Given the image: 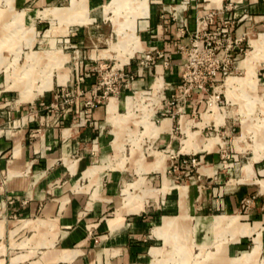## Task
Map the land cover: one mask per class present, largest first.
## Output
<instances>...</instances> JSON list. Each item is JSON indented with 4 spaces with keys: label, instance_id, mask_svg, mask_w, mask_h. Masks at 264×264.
Returning <instances> with one entry per match:
<instances>
[{
    "label": "crops",
    "instance_id": "1",
    "mask_svg": "<svg viewBox=\"0 0 264 264\" xmlns=\"http://www.w3.org/2000/svg\"><path fill=\"white\" fill-rule=\"evenodd\" d=\"M62 1L11 0V4L27 13L25 24L36 27L38 11ZM85 3L93 20L74 24L80 26L71 33L72 46L77 48L87 47V41L94 44L90 25L110 21L104 15L107 9L128 5L141 10L137 28L130 34L136 35L137 44L123 64L119 65L117 58L101 56L106 48L76 49L88 54L85 70L88 63L116 59L112 68L127 74L128 82L121 84L118 93L102 97L94 73L77 82V67L71 78L62 69L67 73L64 83L54 81L55 87L53 82L37 97L16 99V105L10 100L2 104L9 106V111L0 115V264H233L255 246L256 239L259 257L264 258V187L260 183L264 180V154L254 159V145L245 157L246 140L230 152L222 140L210 149L195 145L201 149L194 150L191 146L205 141L198 139V134L207 124L217 129L225 126L229 117L216 124L209 108L211 97L220 96L219 81L233 72L246 74V67L234 66L223 80L218 77L216 85L192 90L180 111L167 105L172 114L162 116L160 112L163 100L180 92L183 65L179 47L189 43L198 20L211 13L209 27L213 28L232 18V36L249 45L250 28L258 30L256 38L264 34V0ZM113 29L105 38L107 45L116 35ZM145 54L152 59L143 60ZM80 62L82 70L84 59ZM157 76L162 86L156 90L153 83L159 85ZM255 79L256 91L245 87L255 96L250 109L244 97H234L245 99L241 104L245 103L247 112H238L241 135L249 133L253 142L254 134L244 121L261 120L259 114L264 113V93L258 92L264 81H258L257 73ZM234 91L239 94L238 89ZM223 92L228 95L227 87ZM94 97L95 105L85 114V102ZM256 104L259 112H255ZM149 108L154 109L149 119L159 128L152 137L156 145L176 153L174 160L163 157L159 167H155L156 156L150 162L144 156L141 163L139 151L130 156L135 142L141 145L151 137L137 122ZM158 112L161 117L154 118ZM198 114L202 121L194 122ZM185 123L197 132L189 140L190 150L182 149L188 139ZM178 133L186 138L179 140ZM121 151L129 156L123 167L117 164ZM189 155L197 159L192 173L186 174L183 167L179 171L181 165L173 167ZM131 170L137 174L132 181L128 176ZM127 183H137L132 191L140 194L148 187L144 203L132 207L120 203L126 199L122 188ZM157 183L159 187H153Z\"/></svg>",
    "mask_w": 264,
    "mask_h": 264
},
{
    "label": "rangeland",
    "instance_id": "2",
    "mask_svg": "<svg viewBox=\"0 0 264 264\" xmlns=\"http://www.w3.org/2000/svg\"><path fill=\"white\" fill-rule=\"evenodd\" d=\"M3 1L6 7L1 5L3 2L0 0V115L3 111H9V106L4 105L1 107L5 101L10 100L13 103L12 105H16V99L25 101L35 96L37 97L41 95L40 93L45 89L50 88L54 81L57 83H64L67 80V73L63 72L62 69L68 71L70 78L72 71L75 75V68L77 67L78 75L85 76L86 74L92 75V73H94L97 84L99 81H107V72L110 71L113 65H117V60L114 58L119 60V65L123 64L127 61L130 49L137 44V38L133 37V35H136L133 34L131 35L132 37H130V34L135 32L137 28L138 24L136 18L140 16L141 10H135L128 5L112 10L110 8L107 9L104 15L106 18L110 19L113 25L109 20H103L104 22L100 21L98 26H96L97 23L90 25V27L93 26L90 31L94 36V44L91 41H87V47L77 48V46H72L74 41L71 39V33L75 31L76 27L80 26L74 24H85L93 20V18L88 15L85 0H70L68 6V0H63L54 7H46L39 10L37 13L38 16L34 18L36 27H34L33 24H25L24 19L27 13L24 10H16L11 4V0ZM211 1L218 2L220 0ZM108 4L109 1L105 5ZM84 15H86L87 18H84ZM112 26H114L113 31L116 35L113 36L114 40L108 39L107 45L105 38H107L108 34L112 33ZM257 32L258 30L251 28L248 30L249 45L246 44L245 39H242L239 43L240 46H243L246 53L239 54V57L230 63L231 71L235 70L234 66L239 65L243 67L244 65L246 67V74L245 72L242 74L233 72L232 76L225 78V81H219L218 84H221L222 87L219 89L217 88V90H222V92L219 96L218 103H216L215 97H211V106L209 108L213 112L212 115L215 118L216 124H222L225 116L226 119L229 117L225 126L217 129L214 125L207 124L198 134V139H204L205 141H203L202 144L195 142L193 145L190 144L189 140L194 138L197 132L187 129L190 132L187 131L188 139L185 140V145L182 149L185 150L186 148L188 150L190 145H196L198 148L202 147L203 144H205L204 148L207 147L205 149H210L222 140L225 141V147L228 149L227 151L230 152V149H234L236 145H242L240 142L246 140L247 145L244 144L246 147L244 153L245 157L248 156L246 153L247 151L254 149V145L256 150L254 159L264 154V113L259 114L261 120L252 121L249 119L244 121L249 126V131L254 134V142L249 133L246 135L242 133L243 136L241 135V115L238 113L241 112V110L247 112L246 106L250 109L252 105V98H255V96H250L245 87H248L252 91H256V73L258 74V78H260L258 81H264V34H260L259 37L256 38ZM115 36L117 38H115ZM233 39H235V37H233ZM237 39H240V37ZM87 48H96L98 50L106 48L100 55L114 58H106V62L97 63L96 65L95 63L92 65L88 63L85 70L84 64L85 60L88 59V54L77 52L76 49L86 50ZM114 50L117 51L113 52ZM183 55L182 52L179 53L181 61ZM233 55L235 56V54ZM84 56H86V58H83ZM83 59V69L81 70L80 61ZM91 68L93 69L91 70ZM157 77L160 79V83L157 87L160 88L162 86V79L159 76ZM55 82L53 83L54 87ZM224 83L226 86H224ZM225 87H227L228 95L231 94L232 97L223 92ZM158 88H156V90ZM103 89L104 88H101V90ZM235 89L239 90V94L234 91ZM258 92L260 94L264 93V84L258 85ZM109 95L112 94H108V96ZM181 96V92H179L178 95H174V98L177 99L173 104L175 110H177V103L183 105ZM234 97H244L246 99V106H244L245 103L243 106L241 104L245 99H236ZM188 98L189 97H186V101ZM169 100H171V98ZM164 103L165 100H163V107H161L160 112L164 109H168V106L165 104V107ZM257 107L259 106L257 105ZM259 109L260 107L256 108L255 112H259ZM153 112L154 109L149 108L144 113L143 118L137 121L145 127V131H147L148 136L151 137L141 144L142 149L141 145L135 142L130 150V156L133 157L137 154V151H139V163H141L140 160L144 156L147 162L154 160L156 156L155 167H159L163 157H165V159L170 157V160H174V155H176V153L173 154L169 151H163L164 146L156 145L155 138H152L158 133L157 125H154L149 119ZM159 114L158 112L154 118L161 117ZM197 116L194 122L202 121L199 114ZM121 117L124 118V116ZM201 117L204 118L205 115H201ZM253 126L255 127L253 128ZM11 134L13 133L11 132ZM218 137H220V139ZM178 138L182 140L185 139L186 136H182L178 133ZM117 157H119L117 158V164L120 167H123L125 160L129 158V156L124 155L123 151H121ZM179 163H177L175 169L178 168ZM180 165L181 166L178 168L179 171L182 170L181 167H183L186 174L193 172V167H187L184 164ZM250 167L251 162L246 165L247 169H250ZM170 170L173 171L172 168H170ZM129 173L128 176L131 181L137 177L134 170H131ZM166 173L170 174L168 168ZM180 175H182V173ZM260 183L262 187H264V180H260ZM157 184L158 185L153 184V187H159V183ZM137 186V183H127L122 188V192L124 189L122 194H125L124 196L126 199H123L120 203H123L126 207L144 203L150 191L148 187L142 188L141 194L132 191V188L135 189ZM164 187L166 188L167 186ZM247 244L248 243L244 242V245ZM259 247V240L256 239L255 246H253L251 250L243 252L237 260H234L235 262L233 264H264V258L259 257Z\"/></svg>",
    "mask_w": 264,
    "mask_h": 264
},
{
    "label": "built area",
    "instance_id": "3",
    "mask_svg": "<svg viewBox=\"0 0 264 264\" xmlns=\"http://www.w3.org/2000/svg\"><path fill=\"white\" fill-rule=\"evenodd\" d=\"M227 9V7H226ZM212 14L198 20V25L193 31L188 44L179 47L182 56L183 69L181 72V87L182 104L184 105L186 97H190L191 91L194 89L205 90L207 87H212L217 82L218 77L223 80L227 75L231 74L230 63L236 60V57L241 53H246L243 46L239 43L242 40L233 39L231 35L230 26L234 23L232 18L225 19L220 25L210 28L212 23ZM235 54V56L233 55ZM150 54L143 55V60H151ZM107 81H99L98 88L102 90V97L108 94H116L119 92L121 84H127V74L122 71H117L113 68L107 72ZM83 75H76V81H81ZM105 84V85H103ZM104 86V87H101ZM215 101L218 102L219 95H212ZM97 99L92 98L85 102L84 113H89V110L95 105ZM174 96L171 100L165 99L166 105H173L175 103ZM179 101V99H178ZM177 105V112L183 108V105ZM172 114V111L164 109L161 114ZM180 164L187 167H194L197 164V159L194 155L182 157ZM177 167V162L173 164Z\"/></svg>",
    "mask_w": 264,
    "mask_h": 264
},
{
    "label": "bare ground",
    "instance_id": "4",
    "mask_svg": "<svg viewBox=\"0 0 264 264\" xmlns=\"http://www.w3.org/2000/svg\"><path fill=\"white\" fill-rule=\"evenodd\" d=\"M118 1H119V0H118ZM116 2H117V1H116ZM114 4H115V3H114ZM159 77H160V76H159ZM227 77H228V76H227ZM227 77H226V78H227ZM157 78H158V77H157ZM157 78H156V79H157ZM160 78H161V77H160ZM153 87H154V88H158L157 85H155L154 83H153ZM110 98H112V97H110ZM17 101H20V100H17ZM210 106H211V103L209 104V107H210ZM156 127L158 128V126H156ZM185 129H186L185 132L187 133V131H189V130H187V129H189V127H188V125H187L186 123H185V126H184V130H185ZM158 131H159V128H158ZM189 132H190V131H189ZM191 133H193V132H191ZM184 145H185V140H184ZM184 145H183L182 148H184ZM204 146H205V144L202 145L203 149L207 148V147L204 148ZM189 147H190V146H189ZM202 147H201V148H202ZM201 148H199V149H201ZM193 149H194V150H197V149H195L194 146H193ZM185 150H187V149L185 148ZM188 150H190V148H189Z\"/></svg>",
    "mask_w": 264,
    "mask_h": 264
}]
</instances>
